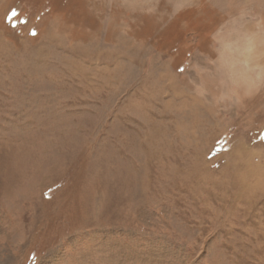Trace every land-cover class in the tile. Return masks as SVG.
Returning a JSON list of instances; mask_svg holds the SVG:
<instances>
[{
  "label": "rangeland",
  "instance_id": "374dc122",
  "mask_svg": "<svg viewBox=\"0 0 264 264\" xmlns=\"http://www.w3.org/2000/svg\"><path fill=\"white\" fill-rule=\"evenodd\" d=\"M0 264H264V0H0Z\"/></svg>",
  "mask_w": 264,
  "mask_h": 264
}]
</instances>
